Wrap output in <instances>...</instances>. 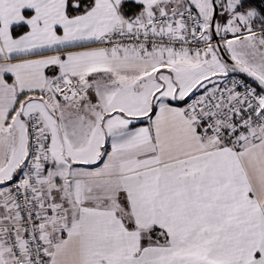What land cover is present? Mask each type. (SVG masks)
<instances>
[{
  "label": "snow or ice",
  "instance_id": "6c2138e0",
  "mask_svg": "<svg viewBox=\"0 0 264 264\" xmlns=\"http://www.w3.org/2000/svg\"><path fill=\"white\" fill-rule=\"evenodd\" d=\"M0 264H264V0H0Z\"/></svg>",
  "mask_w": 264,
  "mask_h": 264
}]
</instances>
